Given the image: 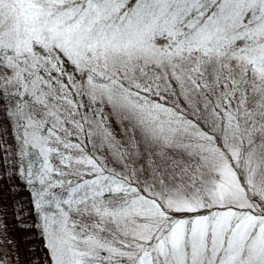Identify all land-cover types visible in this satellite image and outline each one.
I'll list each match as a JSON object with an SVG mask.
<instances>
[{"label": "snow or ice", "instance_id": "1", "mask_svg": "<svg viewBox=\"0 0 264 264\" xmlns=\"http://www.w3.org/2000/svg\"><path fill=\"white\" fill-rule=\"evenodd\" d=\"M16 229L27 264H264V0H0V264Z\"/></svg>", "mask_w": 264, "mask_h": 264}, {"label": "rangeland", "instance_id": "2", "mask_svg": "<svg viewBox=\"0 0 264 264\" xmlns=\"http://www.w3.org/2000/svg\"><path fill=\"white\" fill-rule=\"evenodd\" d=\"M11 198H9V200H10ZM13 239V238H12ZM15 240H16V238H15ZM37 243H39V240H33V241H31V242H28V241H26L25 240V238L21 241V243H20V247H19V255H20V264H27V262L32 258V253H30L29 251H28V249L30 248V247H32V245H34V244H37ZM11 251L13 252V254H14V250L11 248ZM16 253V252H15ZM16 256H17V253L15 254V257H14V264H16Z\"/></svg>", "mask_w": 264, "mask_h": 264}, {"label": "trees", "instance_id": "3", "mask_svg": "<svg viewBox=\"0 0 264 264\" xmlns=\"http://www.w3.org/2000/svg\"><path fill=\"white\" fill-rule=\"evenodd\" d=\"M5 192H7V188H5ZM9 202H10V200L8 199V200L5 201V204H7ZM8 222H9V226L10 227H14V222L12 221L11 216L8 217ZM29 235H30V233L27 230L16 229L15 231H13L11 233V237L10 238H13V239L16 238V240L22 241L25 237H27ZM5 247L10 251L12 257L13 256L15 257L16 253L14 252V254H13V252L11 251V247L8 246L7 244H5ZM14 257H13V260H14Z\"/></svg>", "mask_w": 264, "mask_h": 264}]
</instances>
